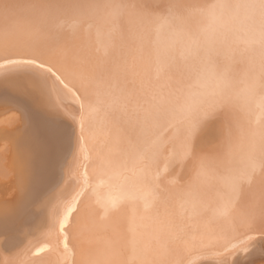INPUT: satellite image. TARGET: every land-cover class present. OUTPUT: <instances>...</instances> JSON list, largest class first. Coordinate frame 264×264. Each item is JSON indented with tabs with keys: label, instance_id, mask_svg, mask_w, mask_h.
Here are the masks:
<instances>
[{
	"label": "bare ground",
	"instance_id": "6f19581e",
	"mask_svg": "<svg viewBox=\"0 0 264 264\" xmlns=\"http://www.w3.org/2000/svg\"><path fill=\"white\" fill-rule=\"evenodd\" d=\"M177 86L198 94L182 124ZM177 128V157L190 136L193 156L157 167L160 217L139 229L169 251L142 258L130 231L153 206L142 161ZM238 145L225 174L264 154V0H0V264H238L249 248L247 264H264L259 223L221 216L223 191L164 205L201 156L220 163Z\"/></svg>",
	"mask_w": 264,
	"mask_h": 264
},
{
	"label": "snow or ice",
	"instance_id": "6c2138e0",
	"mask_svg": "<svg viewBox=\"0 0 264 264\" xmlns=\"http://www.w3.org/2000/svg\"><path fill=\"white\" fill-rule=\"evenodd\" d=\"M54 27L58 30H63L67 27L65 21L60 18H56ZM22 63L25 61H21ZM31 63V61H27ZM51 73V69H48ZM7 78V77H5ZM36 79L41 80L42 84L46 85L47 80L44 76L38 74ZM80 132L78 137V143L81 149L84 148V136H83V123L82 115L80 117ZM195 127V125H193ZM195 137L190 136L188 143L185 146H190L192 151L194 150ZM202 169L207 172L211 168V163L207 157L201 156L200 158ZM168 169L164 168L163 172H167ZM87 175L85 170V176ZM158 178V176H157ZM221 182L225 185V190L220 197L219 214L226 220H230L234 214H239L250 224L260 225L262 238H264V157L249 156L245 165L240 169L230 170L227 174L220 178ZM147 195L151 196L152 200L155 199L154 193L150 190L147 191ZM185 204L194 206L190 200H185ZM118 206L117 201H111L104 206L105 215L115 210ZM78 207V205H77ZM151 204L146 205L145 209H150ZM74 214L73 209L69 208L63 215V219L59 223V230L61 233H65L68 230L71 216ZM160 215L155 217L158 219ZM140 221L143 217L140 216ZM144 229L142 223H135L130 226L132 233V249L134 254H139L142 258L148 256L151 253L159 255H167L169 251V244L165 241H161V236L155 230L151 232L139 231ZM67 238H65L64 248H67ZM252 244V241H249ZM44 249V248H41ZM45 250V249H44ZM254 249L249 248L243 252L238 264H247V256L251 254ZM264 251V249H262ZM72 255V253H69ZM66 264H75L73 259H69ZM143 264H147L143 261ZM169 264H177L176 261H170Z\"/></svg>",
	"mask_w": 264,
	"mask_h": 264
},
{
	"label": "clouds",
	"instance_id": "9594fccd",
	"mask_svg": "<svg viewBox=\"0 0 264 264\" xmlns=\"http://www.w3.org/2000/svg\"><path fill=\"white\" fill-rule=\"evenodd\" d=\"M70 83L74 82L70 81ZM197 96L198 94L191 88L183 90L177 86L171 101V112L175 115L177 124L183 123L182 113L185 108L195 109L198 104ZM178 132L179 129L177 128L173 133V137H169L168 139L162 138L159 144L145 155L142 161V170L144 174L141 179L147 191L151 190L149 184L154 179L155 170L157 167H160L161 163H163L164 168L169 169L176 163L182 164L193 156L191 147L184 146L180 155L177 157V147L172 145V139ZM241 152H244V146L238 145L234 151L230 152L222 159V162L212 163L210 170L207 172L202 169L200 159H198L190 179L183 184L173 186L170 188V191L166 193L163 198L166 201L164 205L176 200H190L193 205H196L206 199L210 189L224 191L225 185L221 182L220 178L233 166L236 154ZM261 157H264V154H262ZM160 202L161 197L155 195L153 206L150 209H142L141 216L144 222L142 223L143 228L146 229L150 227L155 217L160 215Z\"/></svg>",
	"mask_w": 264,
	"mask_h": 264
},
{
	"label": "rangeland",
	"instance_id": "374dc122",
	"mask_svg": "<svg viewBox=\"0 0 264 264\" xmlns=\"http://www.w3.org/2000/svg\"><path fill=\"white\" fill-rule=\"evenodd\" d=\"M1 159H2V151H0V178L5 177L4 175H7L6 170L3 168L1 164Z\"/></svg>",
	"mask_w": 264,
	"mask_h": 264
}]
</instances>
